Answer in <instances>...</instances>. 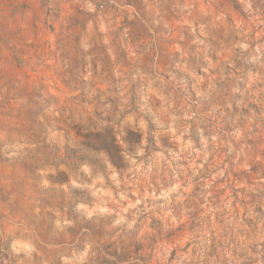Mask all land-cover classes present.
Wrapping results in <instances>:
<instances>
[{"label":"rangeland","instance_id":"374dc122","mask_svg":"<svg viewBox=\"0 0 264 264\" xmlns=\"http://www.w3.org/2000/svg\"><path fill=\"white\" fill-rule=\"evenodd\" d=\"M0 264H264V0H0Z\"/></svg>","mask_w":264,"mask_h":264}]
</instances>
